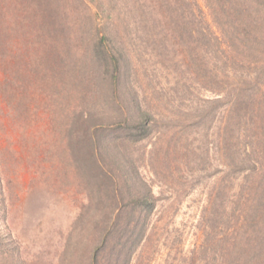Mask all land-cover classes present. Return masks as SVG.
<instances>
[{
  "label": "rangeland",
  "instance_id": "rangeland-1",
  "mask_svg": "<svg viewBox=\"0 0 264 264\" xmlns=\"http://www.w3.org/2000/svg\"><path fill=\"white\" fill-rule=\"evenodd\" d=\"M87 4L96 11L97 0ZM161 5L118 0L113 15L120 11L128 28L111 40L120 57L116 83L102 88L106 69L89 66L91 120L120 116L119 99L130 121L107 132L98 153L73 136L66 161L62 152L44 160L45 147L38 155L33 146L45 138L46 116L23 129L0 101V264L249 261V252L230 249L241 246L233 217L242 211V187L254 176L240 172L239 150L264 165V65L249 57L263 59L264 50L230 46L234 57L227 59V51L204 45L199 36L172 31L161 22ZM90 41L76 38L81 56ZM144 115L149 124L138 138L128 127ZM262 209L256 199L244 213ZM260 250L253 260L264 261Z\"/></svg>",
  "mask_w": 264,
  "mask_h": 264
},
{
  "label": "trees",
  "instance_id": "trees-1",
  "mask_svg": "<svg viewBox=\"0 0 264 264\" xmlns=\"http://www.w3.org/2000/svg\"><path fill=\"white\" fill-rule=\"evenodd\" d=\"M88 1L93 3L95 0ZM88 1L0 0V101L6 104L9 118L20 120L23 129L41 116H46L45 138L33 146L36 150L34 154L38 155L45 147L44 160L56 158V153L62 152L66 161V154L69 158L73 151V136L85 138L86 146L92 153H98L107 132L122 130L130 123L127 108L119 99L120 116H112L97 123L91 120L94 110L86 106L93 92L89 66L98 63L106 69L102 88L106 87L108 80L112 84L116 83L120 57L113 52L115 42L111 40L119 38L121 32L128 28L126 20L119 16L120 11L114 17L118 0H107V3L97 0L96 11H91ZM201 1L207 12L202 10L198 0H160V8L165 10L162 11L161 22L167 23L174 32L183 28L188 35L199 36L208 47L214 45L222 53L227 51V59L234 57L230 46L238 52H263L264 0ZM147 9L145 12H148ZM185 23L198 27H184ZM226 28L230 31V40H227L229 32ZM76 38H89V43L93 42L89 50L86 47L82 56L79 54L81 45L77 47L74 44ZM249 57L264 65V58L254 55ZM190 61L195 67L193 58ZM113 91L115 93L116 89ZM261 92L264 93V90ZM228 112L225 110L224 115ZM148 119L151 120L150 115ZM148 124L144 115L139 123L134 126L131 124L128 128H134L138 138H141ZM8 150L15 154L14 150ZM251 154L246 148L239 150L241 156L237 166L240 172H246V177L248 174L254 176L246 187H242L239 193L242 196L239 205L242 211L233 217L238 225L234 231L235 239L240 236L238 242H241L242 250L234 244H231L230 249L233 255L249 252V261H220V264H264V261H255L252 257L253 254L261 255L260 249L264 247V209L257 213H244L250 201L258 199L264 204V165L259 159L256 161L258 165L254 163ZM58 161L61 162V159L58 158ZM2 199L0 193V203ZM133 202L144 204L139 198ZM258 246L260 251L255 250Z\"/></svg>",
  "mask_w": 264,
  "mask_h": 264
}]
</instances>
